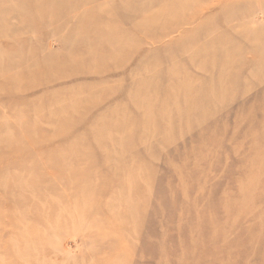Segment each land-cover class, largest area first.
Returning a JSON list of instances; mask_svg holds the SVG:
<instances>
[{
    "label": "rangeland",
    "instance_id": "1",
    "mask_svg": "<svg viewBox=\"0 0 264 264\" xmlns=\"http://www.w3.org/2000/svg\"><path fill=\"white\" fill-rule=\"evenodd\" d=\"M0 264H264V0H0Z\"/></svg>",
    "mask_w": 264,
    "mask_h": 264
}]
</instances>
